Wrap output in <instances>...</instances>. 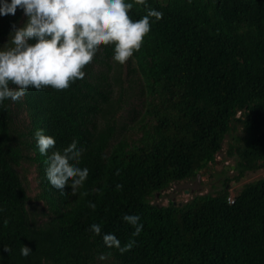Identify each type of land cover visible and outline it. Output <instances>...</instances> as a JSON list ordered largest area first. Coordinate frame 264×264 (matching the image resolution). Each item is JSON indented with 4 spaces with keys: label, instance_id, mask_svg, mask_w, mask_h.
Here are the masks:
<instances>
[{
    "label": "trees",
    "instance_id": "1",
    "mask_svg": "<svg viewBox=\"0 0 264 264\" xmlns=\"http://www.w3.org/2000/svg\"><path fill=\"white\" fill-rule=\"evenodd\" d=\"M147 5L163 15L128 61L146 96L136 139L119 132L124 64L112 60L111 46L100 47L85 80L68 91L30 88L0 106V264H264V180L246 184L232 204L229 180L217 194L182 205L151 201L216 163L237 125L243 135L227 151L237 158L234 180L264 168V0ZM145 14L138 2L129 11L132 20ZM18 21L17 13L0 16V47ZM16 109L25 111L26 132L16 127ZM37 129L54 138L56 150L73 141L84 149L77 166L89 175L75 195L49 186ZM26 160L37 165L42 223L18 172ZM125 214L140 217L139 235ZM94 223L100 235L88 230ZM105 233L128 250L105 247ZM23 244L32 251L27 258Z\"/></svg>",
    "mask_w": 264,
    "mask_h": 264
},
{
    "label": "clouds",
    "instance_id": "2",
    "mask_svg": "<svg viewBox=\"0 0 264 264\" xmlns=\"http://www.w3.org/2000/svg\"><path fill=\"white\" fill-rule=\"evenodd\" d=\"M136 2L144 5L146 14L132 20L129 11ZM18 9L27 21L0 47V106L8 100L20 101L30 88L68 91L85 80L86 69L101 46H111L112 60L125 64L140 51L151 24L163 15L148 7L147 0H0V16H14ZM34 137L39 154L46 157L45 179L49 186L62 196L70 187L75 195L89 175L87 168L77 166L84 149L73 141L62 152L56 150L54 138L43 129H37ZM89 206L94 207L91 203ZM123 220L133 226V235H139L143 224L138 215L125 214ZM88 230L101 234L99 224L90 225ZM102 241L105 247L121 254L128 250L112 233L103 234ZM3 249L11 251L8 246ZM31 252L24 244L20 248L25 258ZM106 258L105 254L98 257Z\"/></svg>",
    "mask_w": 264,
    "mask_h": 264
},
{
    "label": "rangeland",
    "instance_id": "3",
    "mask_svg": "<svg viewBox=\"0 0 264 264\" xmlns=\"http://www.w3.org/2000/svg\"><path fill=\"white\" fill-rule=\"evenodd\" d=\"M17 15H19L18 27H21L27 17L23 15L20 9L17 10ZM9 39L10 37L4 41L3 45H5ZM131 68H136L134 61H132V64H129L127 61L123 65V96L121 108L117 112V121L120 135L124 134L130 139H136L141 134L139 132V126L145 110L146 96L140 89V82L137 80L139 73L130 74L129 69ZM92 69L97 74L104 72V68L99 63H93ZM118 91L119 88L115 87L116 95ZM15 124L20 131L26 132L25 129L28 125V119L25 111L22 109L19 112L18 109L15 110ZM242 135L243 128L241 125H237L236 132H232L230 135L226 136L223 142V148L216 157V163L211 164L208 169L201 171L191 180L172 184V186L161 195L153 197L151 199L152 203L160 206H167L170 202L182 205L192 200V198L197 195L217 194V192L224 188L228 180L229 182L226 188L229 190L230 197L235 199L246 184L264 180V168L256 172L248 173L240 181L234 180L237 158L235 155L229 157L227 151L230 144H235L236 138ZM26 155H32V153L29 154L26 151ZM18 172L24 179L28 195L31 198V212L33 210L36 214L35 217L38 223H42L45 220L41 213L44 205L37 198L41 190L37 165L26 160L22 163L20 168H18ZM102 264L109 263L103 262Z\"/></svg>",
    "mask_w": 264,
    "mask_h": 264
},
{
    "label": "built area",
    "instance_id": "4",
    "mask_svg": "<svg viewBox=\"0 0 264 264\" xmlns=\"http://www.w3.org/2000/svg\"><path fill=\"white\" fill-rule=\"evenodd\" d=\"M229 202L232 204L234 202V199H232L231 197L229 198Z\"/></svg>",
    "mask_w": 264,
    "mask_h": 264
},
{
    "label": "water",
    "instance_id": "5",
    "mask_svg": "<svg viewBox=\"0 0 264 264\" xmlns=\"http://www.w3.org/2000/svg\"><path fill=\"white\" fill-rule=\"evenodd\" d=\"M234 168V167H233Z\"/></svg>",
    "mask_w": 264,
    "mask_h": 264
}]
</instances>
